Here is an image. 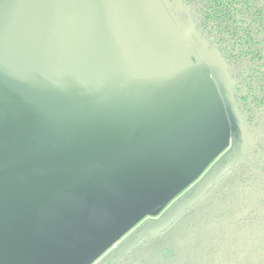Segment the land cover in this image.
<instances>
[{
    "label": "rangeland",
    "instance_id": "374dc122",
    "mask_svg": "<svg viewBox=\"0 0 264 264\" xmlns=\"http://www.w3.org/2000/svg\"><path fill=\"white\" fill-rule=\"evenodd\" d=\"M168 11L177 25V48L173 33L162 39L158 32L163 47L156 49L142 36L138 64L121 88L100 96L90 117L88 114L83 118L72 110L65 118L49 117L44 123V104L38 106L35 102L34 112L40 115L37 126L12 127L22 153L0 169L3 228L13 227L25 218L31 207L37 206L38 202L32 203L40 194L49 193L47 201L57 202H47L46 206L67 207L66 200L74 202L56 234L36 238V246L21 257L23 264L27 260L28 264H91L101 254L113 253L137 227L166 214L176 199L205 178L233 148L228 104L211 72L200 75L199 83L192 85L193 94L183 93L180 97V89L177 95L173 93L174 82L170 85V81L179 74L188 75L189 56L194 55L197 63L204 61L195 47L182 48H188L192 39L175 13L170 8ZM151 14L155 26L165 30L161 12L151 10ZM155 78H159L158 90ZM139 87L148 91L137 96L132 91ZM81 93L82 99L85 93L89 95L86 90ZM22 101L18 99L19 106ZM163 116L162 124L144 136L145 143L134 158L122 156L132 153L143 128ZM86 119H98L97 128L85 127ZM74 168L79 170L75 172ZM153 196L157 197L156 205L150 203ZM28 199L31 206L27 210ZM113 235L117 243L112 242Z\"/></svg>",
    "mask_w": 264,
    "mask_h": 264
},
{
    "label": "crops",
    "instance_id": "0c3cea01",
    "mask_svg": "<svg viewBox=\"0 0 264 264\" xmlns=\"http://www.w3.org/2000/svg\"><path fill=\"white\" fill-rule=\"evenodd\" d=\"M151 10L161 12L165 30L155 26ZM168 12L163 0H0V99L25 86L32 99L44 94L46 117L65 118L72 110L90 117L100 96L121 88L138 64L142 36L156 49L163 47L158 32L162 39L173 33L177 48ZM82 90L89 92L83 99ZM97 121L83 125L97 128Z\"/></svg>",
    "mask_w": 264,
    "mask_h": 264
},
{
    "label": "trees",
    "instance_id": "16d2710c",
    "mask_svg": "<svg viewBox=\"0 0 264 264\" xmlns=\"http://www.w3.org/2000/svg\"><path fill=\"white\" fill-rule=\"evenodd\" d=\"M184 4L190 6L197 29L211 44H217L227 62L229 73L236 81L234 93L245 126L254 134L263 133L264 0H184ZM191 57L196 61L194 55ZM247 156L248 163L259 172H251L244 164L233 168L208 197L176 220L172 227L149 238L153 245L139 253L138 261L143 262L146 254H160L171 264H185L176 248L182 236L175 234L176 230L172 231V228L196 231L204 227L207 242L201 244L198 235L193 238L192 255H189L192 264H200V258L205 259L204 264H209L208 260L216 262L213 264H255L253 250L258 243L264 249V237L255 235L256 230L264 225V137L256 139ZM226 222L235 224L230 235L222 238L212 232L213 224ZM144 225L137 227L128 241ZM111 238L112 242H117L116 235ZM229 243L243 252L241 260L231 257L221 260L218 257L219 253L225 256L229 252Z\"/></svg>",
    "mask_w": 264,
    "mask_h": 264
},
{
    "label": "water",
    "instance_id": "95a60500",
    "mask_svg": "<svg viewBox=\"0 0 264 264\" xmlns=\"http://www.w3.org/2000/svg\"><path fill=\"white\" fill-rule=\"evenodd\" d=\"M163 2L167 8H170L173 13H175L177 19L180 21L179 23L182 25L187 35L192 39V42L188 44V48H184L190 50L195 47L204 61V63H197V60L193 61L191 56H189L191 59V66H189L190 68L187 70L188 75L182 77L179 74L170 81V85L171 82H174L173 88L175 90L173 93L176 94L175 92L180 89V97L183 96V93H187L188 95L189 92H191V94H193L195 90L193 91L192 85L199 83V79H201L200 75H205L211 72L219 81L224 98L228 104L232 123L233 148L228 153V156L221 163L219 162L220 164L218 163L216 165L217 167L215 166L216 168L214 167L215 169L213 168L214 170L209 172L210 174H208V176L205 177L196 188H194L188 195L183 196L180 201L174 203V205L169 208L168 212L163 215L161 220L146 224L136 235L134 240L119 251L116 259H121L123 255H125L133 246L138 244L144 237L160 234L187 210L193 208L241 158H244L248 149L253 145L254 140L256 139H254L255 136H253L244 124L234 93L236 81L230 75L228 64L221 55L217 44H211L205 37H203L195 25L190 12V6L184 4V0H163ZM18 87L21 93L18 91V93H14L13 90L9 89L0 99V169L1 167H4L3 165H5L8 160L19 157L22 153V149L18 147V145H20V139L17 135L12 133V127H26L30 126V124H32L31 126L33 127L37 126L36 119L40 115H37L34 112L35 108L34 110H31L30 108L35 102H37L38 106L43 105L44 98L34 97V101L29 95L27 88L22 86ZM21 98L23 99L22 106H19L17 101ZM28 100H30L31 103L29 109ZM196 101L198 100H194V102ZM45 115L46 114L44 113L42 119L44 123L49 120V117H46ZM163 120H165V116L143 128L137 136V141L135 142L136 145L133 148L132 153L122 154V156L134 158L137 155L139 148L145 143L144 136L153 128L159 127ZM109 124L113 123L108 122V125ZM87 127L89 129L88 125ZM93 129L95 128H90V130ZM131 134L133 139L134 135L132 132ZM150 149L152 150V146H150ZM74 169L75 172L79 170L78 168ZM5 182L8 181L5 180ZM12 184L11 186L15 187V185ZM48 195L49 193L40 194L41 197L39 196V198L32 203L35 204L38 202L37 206L34 208L31 207V211L28 212V215H26L25 218L19 220L20 217H18L19 219L17 220L19 221L17 223V220L11 222V224L16 223L15 226L6 229L3 228L5 224L0 221V240L3 241L0 244V264H23L21 257L27 253L28 249L30 251L36 246V238H39L40 235L45 236L47 234V237L56 234L54 233L56 228L61 226V223L67 219L66 214L74 207V202L66 200V202H69L67 207H65V205L62 206V204L59 207L46 206L47 202H51L47 201ZM56 198H58V194L56 195ZM29 201L30 199L27 200V210L31 206ZM150 203L156 205L157 197L153 196ZM60 207L63 208L62 211ZM28 263L29 261L27 260L26 264Z\"/></svg>",
    "mask_w": 264,
    "mask_h": 264
},
{
    "label": "flooded vegetation",
    "instance_id": "af4514ba",
    "mask_svg": "<svg viewBox=\"0 0 264 264\" xmlns=\"http://www.w3.org/2000/svg\"><path fill=\"white\" fill-rule=\"evenodd\" d=\"M169 10V9H168ZM191 59H192V57H191ZM251 132V131H250ZM252 133V132H251ZM253 134V136H255L254 137V139L256 138H258L259 136H262V137H264V132L263 133H258V134H254V133H252ZM256 139L254 140V143H253V145L255 144V141H256ZM253 145L248 149V152L246 153V155L244 156V158H241L237 163H236V165L233 167V168H237V167H239L240 165H242V164H244V167H246L247 169H249L251 172H259L258 171V169H256V168H254V167H252L249 163H248V161H249V158H248V156H247V154L249 153V151L251 150V148L253 147ZM227 157V156H226ZM251 158V157H250ZM225 159V158H224ZM223 161V160H222ZM221 161V162H222ZM220 162V163H221ZM219 163V164H220ZM249 165V166H248ZM217 167V166H216ZM215 167V168H216ZM214 168V169H215ZM233 168H231L230 169V171L233 169ZM214 169H212L211 170V172L214 170ZM229 171V172H230ZM229 172H227L208 192H207V194L202 198V200L205 198V197H208L209 195V192L214 188V189H216V187H217V185H219L224 179H225V177L227 176V174L229 173ZM208 174H210V173H208ZM208 174L206 175V177L208 176ZM201 179V178H200ZM199 179V180H200ZM202 180H204V178L202 179ZM202 180H200L197 184H196V186L194 187L193 185H191L190 186V188L188 189V191H186L185 193H183L180 197H179V199H176V201L174 202V203H177L178 201H180L181 199H182V197L183 196H185V195H188L194 188H196L197 187V185L199 184V183H201V181ZM241 189V188H240ZM241 192H242V189H241ZM201 201V200H200ZM199 201V202H200ZM198 202V203H199ZM174 203H173V205H174ZM197 203V204H198ZM196 204V205H197ZM227 208V207H226ZM235 208H237V207H235ZM192 209V208H191ZM190 209V210H191ZM190 210H187L184 214H186L188 211H190ZM184 214H182L180 217H182ZM179 217V218H180ZM178 218V219H179ZM225 218V217H224ZM178 219H176V220H178ZM161 220V219H160ZM176 220L168 227V228H170V227H172L173 225H174V223L176 222ZM159 221V220H158ZM157 221V222H158ZM151 222H153V221H151ZM156 222V221H155ZM150 223V221H148V223H143V225L145 224H149ZM144 225V226H145ZM235 226V224H233V223H231V222H229V223H224V224H222V225H219V224H213V228H212V232H214L215 234L217 233V234H220L221 236H222V238H223V235L225 236V235H230V233L232 232V230H231V227H234ZM141 226H139V228H140ZM167 228V229H168ZM257 228V227H256ZM143 229V228H142ZM142 229H139L134 235H133V238L130 240V241H128L129 239H130V237H131V235H132V233L128 236V237H126L120 244H121V246L119 245V247L118 248H116V250L113 252V253H111V254H109V255H107V256H105L104 254H101L100 256H98L91 264H116V262L118 261V262H121V264H171V262H169L170 260L169 259H167V258H165L164 260L162 259V256L160 255V254H158V255H155V254H146V256H145V258L146 259H144L143 260V262L142 261H138V258H139V253H141V251L144 249V250H146L147 249V247H148V245L151 247V245H153V241H151V242H149V238H151V237H154V236H157V235H159V234H157V235H154V236H147V237H144L138 244H136L135 246H133L125 255H123L122 257H121V259H116L117 258V254L119 253V251L122 249V248H124L126 245H128V244H130L133 240H134V238L136 237V235L142 230ZM166 229V230H167ZM173 230L172 231H175V234H177V235H180V236H182V238H181V240L178 242V244L176 245V248L178 249V251H180V255H181V258H182V263H184V262H186L185 264H192V262H193V260H192V258H189V255L191 256L192 255V250H193V248L191 249V243H192V241H193V238L194 237H196L197 235L199 236V241H201V244H202V242H207L206 241V239L204 238L205 237V230H204V227L203 228H199L198 230H196V231H198L199 233H197L195 230H193V229H187V230H185V231H182V230H178V229H175V228H172ZM208 229V228H207ZM171 231V232H172ZM207 231V230H206ZM162 233V232H161ZM160 233V234H161ZM256 233V234H255ZM254 234L255 235H259L260 237H264V225L262 226V227H260L259 229H257L256 230V232H255ZM185 234V235H184ZM124 237V236H123ZM202 238V239H201ZM122 239V238H121ZM120 239V240H121ZM119 240V241H120ZM118 242V241H117ZM116 242V243H117ZM210 243V242H209ZM258 243V242H257ZM262 243H263V245H264V240L262 241ZM141 244V245H140ZM229 245H230V250H229V252L227 253L226 252V255L224 256V255H222V253H219V255H218V257H221V260L223 259V258H225V257H231L232 259L234 258V259H239V260H241L242 259V257H243V252H241L239 249H237L234 245H233V243H229ZM149 247V248H150ZM222 248V246H220V249ZM249 249V248H248ZM247 249V250H248ZM253 252L255 253L254 254V260H257L256 261V263L255 264H264V249L263 248H261L260 247V245H259V243H258V245H257V247H256V249L255 250H253ZM145 253V252H144ZM102 257V258H101ZM100 258H101V261H100ZM201 259V263L200 264H204L203 263V261L205 260L204 258H200ZM100 261V262H99ZM211 260H208L207 261V263H209V264H211L212 262H210ZM220 261V260H219ZM218 262V261H217ZM213 263H216V262H213ZM212 263V264H213ZM176 264H178V263H176Z\"/></svg>",
    "mask_w": 264,
    "mask_h": 264
}]
</instances>
